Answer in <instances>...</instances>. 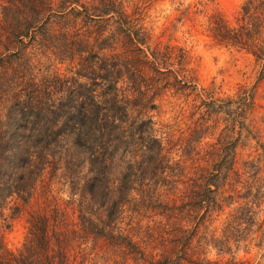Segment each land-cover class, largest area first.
Listing matches in <instances>:
<instances>
[{
	"label": "rangeland",
	"instance_id": "rangeland-1",
	"mask_svg": "<svg viewBox=\"0 0 264 264\" xmlns=\"http://www.w3.org/2000/svg\"><path fill=\"white\" fill-rule=\"evenodd\" d=\"M79 1L78 16L58 0L38 2L39 27L12 44L0 0V120L13 99L46 98L58 111L83 83L99 98L106 80L87 71L104 63L127 111L115 125L126 149L105 156L108 185L89 194L84 162L66 167L20 137L32 156L18 161L21 177L0 175V259L23 241L35 245L43 221L45 245H36L63 264H264V58L214 37L218 24L235 25L242 0H113L103 16L91 14L97 0ZM200 87L215 97L251 93L231 152L218 147L230 135L221 114L200 107ZM150 134L159 155L147 151ZM210 163L220 166L216 184L199 204L193 181Z\"/></svg>",
	"mask_w": 264,
	"mask_h": 264
},
{
	"label": "trees",
	"instance_id": "trees-1",
	"mask_svg": "<svg viewBox=\"0 0 264 264\" xmlns=\"http://www.w3.org/2000/svg\"><path fill=\"white\" fill-rule=\"evenodd\" d=\"M111 1L113 0H97V3L91 6V14L97 16L109 15L112 11ZM5 2V4H2V13L5 17L4 25L7 29L5 33L6 42L9 41L12 44L15 42L22 43L23 37L32 38L31 31L39 27L42 14V9L39 8L40 5L37 3L42 4L44 2L47 6V0H5ZM57 6L75 16L81 15L80 7L86 8L79 0H58ZM112 22L113 26L115 24L119 25L117 21H115L116 23ZM109 24H111V21H109ZM214 37L223 46L245 49L256 59L264 58V0H242L235 19V25L218 24L217 33ZM86 52L93 54L90 50ZM93 56L94 60L92 61L95 64H101L100 62L104 61L97 54H93ZM103 65L104 63L99 65L100 70L97 75L90 73L89 70L87 71V75L91 78L98 76L106 80L103 87L101 82L99 83L101 89L99 98L95 96L94 89L90 85L83 83L84 91H75L74 93L71 90V94L66 99H59L58 111L47 106L46 98H40L37 105H34L31 101L25 99L28 96H23L24 102L19 103L17 99H13L7 105L5 118L0 120V175H5L4 180L6 183L9 181L8 176H18L19 174V177L22 176V171L14 172L17 170V166H22L18 165V161L23 156H26V158L32 156L29 152H26L27 145L20 139L22 137L33 148L32 151H36L41 156L51 155L53 159L63 158L66 167L67 164L77 167L81 162H84L87 173L81 185L87 186L86 191L89 194L99 192L100 189L98 190L97 185H105V181L108 185L107 175L109 174L110 165H106L107 159L109 161V158H112L111 152H114L115 149L119 147L126 149L127 140L125 137L127 133L121 135L120 132H123L121 126L115 125L118 124L117 120L123 118L127 111L125 105L120 102L121 100L114 92L110 78L105 77L108 73L104 72L107 68L102 67ZM91 66L89 65V68ZM91 83L94 84V82ZM195 92L198 93L200 107L206 114H212V112L216 115L221 114L224 119L223 128L230 137H227L224 141L222 140L218 147L219 149L228 148L231 152L233 135L231 136L230 133L237 131V126L241 124L239 117L251 101L249 89L242 88L233 94H224L223 97L212 96L203 87L196 89ZM197 125H201V120L197 122ZM149 137L154 141V145H146L147 151L157 152L159 155L157 147L159 141L151 134ZM217 140L220 141L221 136L217 137ZM43 149L47 150L46 153H43ZM217 153L219 154L218 151ZM105 156L109 157L105 159ZM146 158L147 160L151 159L150 155ZM154 159H157V156ZM140 161L142 163V159ZM151 164L152 162L149 163V165ZM105 167L108 168L107 171ZM200 167L201 169L197 175L199 181H193L196 185H202V193L198 198L199 204L205 198V190L209 191L211 189L209 185L216 184L214 178L217 173L215 171L219 170L220 166L215 167L210 163ZM119 173L121 176L119 175L118 180L125 182L127 174L125 171ZM9 187V185L6 186V188ZM35 231V234L32 233L35 238V245L44 246L45 226L43 221L38 224V229ZM35 245L26 244L23 241L16 252L6 250L8 257L0 259L1 263L63 264L59 259L57 261L52 260L47 252L40 251ZM59 255L61 254L59 253Z\"/></svg>",
	"mask_w": 264,
	"mask_h": 264
}]
</instances>
